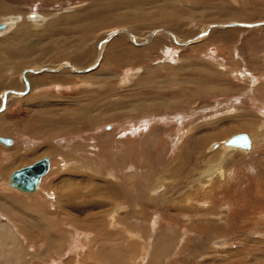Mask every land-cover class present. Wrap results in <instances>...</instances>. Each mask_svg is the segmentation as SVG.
<instances>
[{"label":"rangeland","instance_id":"1","mask_svg":"<svg viewBox=\"0 0 264 264\" xmlns=\"http://www.w3.org/2000/svg\"><path fill=\"white\" fill-rule=\"evenodd\" d=\"M2 6L0 21L21 16L0 32V136L13 139L0 143L4 252L17 264H264V0ZM114 39L135 55L109 61ZM88 47L74 64L68 53ZM42 109L84 120L45 139V119L31 136ZM239 133L251 149L224 146ZM44 156L37 192L8 186Z\"/></svg>","mask_w":264,"mask_h":264},{"label":"bare ground","instance_id":"2","mask_svg":"<svg viewBox=\"0 0 264 264\" xmlns=\"http://www.w3.org/2000/svg\"><path fill=\"white\" fill-rule=\"evenodd\" d=\"M3 7V6H2ZM2 7H0V12L3 10L4 11V7L2 8ZM32 13V12H31ZM28 14V16H29V19L34 23V21L35 20H32V19H38V17H42L41 15H38V14ZM35 13V12H34ZM11 19H7V20H2V21H0L1 23H4L5 24V28L3 29V30H0V32L1 33H3L6 29H8L9 30V27L10 26H12V24L14 23V21H16V20H18L19 18H21V16L20 15H16L15 16V18H13V17H10ZM28 19V20H29ZM20 20V19H19ZM66 21V20H65ZM6 22V23H5ZM64 22V21H63ZM12 23V24H11ZM128 23H130V22H128ZM35 24V23H34ZM120 25V24H119ZM245 25V24H244ZM243 25V26H244ZM249 25V24H248ZM251 25V24H250ZM254 26H257V25H255V24H253ZM253 25H251V26H249V27H253ZM86 30H89V28L90 27H88L87 25L84 27ZM126 28V27H125ZM21 29H22V31H21V35H23V30L25 31H28L27 30V28L24 26V25H21ZM83 29V28H82ZM123 30V29H122ZM126 30V29H125ZM85 31V30H84ZM129 31V30H128ZM128 31H125L130 37H131V33H130V31L128 32ZM118 32H120V31H118ZM121 32H123V31H121ZM166 32H168V31H166ZM166 32H163V33H166ZM42 33V32H41ZM112 33V32H111ZM111 33H109V34H107V35H105L104 37H102V39L105 41L106 40V38L107 37H109V35H112ZM124 33V32H123ZM125 33V34H126ZM160 33V32H159ZM159 33H157V34H159ZM35 34H37V35H39L38 33H35ZM135 34V33H134ZM169 34H170V32H169ZM166 35H168V34H166ZM25 36H27V35H25ZM113 36V35H112ZM116 36V35H115ZM128 36V37H129ZM150 36V34L149 33H147L146 35H145V37H141L140 39L142 40V39H144V38H146V37H149ZM153 36V35H152ZM138 37H140V36H137V38ZM132 39L131 40H133V41H135L136 39H135V37H131ZM12 39H13V37H12ZM19 39V41H20V37H16L15 39H14V41L15 40H18ZM127 39V38H126ZM102 40V41H103ZM178 40V39H177ZM110 42V41H109ZM137 41H135V43H136ZM105 43V42H104ZM103 43V44H104ZM137 44V43H136ZM251 45V44H250ZM109 46H111L112 47V50H114V52H113V55H112V57L110 58L111 60H109V61H112L113 63H115V61H118V60H121L122 58H125L126 56H133V55H135V54H133L131 51H130V49H128V48H126V46H125V43H123V40H121V39H114L113 40V42H111L110 44H109ZM152 46H160V41H155V43L152 45ZM162 46V45H161ZM252 46V45H251ZM78 52H76V54H77ZM91 54H92V49L90 48V47H88V48H84V49H80V52L77 54V56H74V54L72 55L71 53H68V55H69V57L70 58H72V61H73V63L74 64H80L81 65V63H83V60H85V59H89L90 57H91ZM99 54V53H98ZM133 54V55H132ZM67 55V54H66ZM65 55V56H66ZM135 57V56H134ZM69 58V60H71ZM109 59V58H108ZM114 60V61H113ZM34 61V60H33ZM119 62V61H118ZM125 62V61H124ZM64 65H67L66 64V62H64V63H62L60 66H57V68H61L62 66H64ZM72 66V65H71ZM11 67H9V70H11L10 69ZM44 69H46V68H44ZM51 70H55V69H51ZM62 70V69H61ZM92 70V69H91ZM29 71H33V72H37V71H42L41 69H38V70H32V69H30V70H27V71H25L24 72V74H26L27 72H29ZM89 72H90V70H88ZM78 72H83V71H78ZM84 72H87V70H85ZM109 74V73H108ZM26 76H24V78H25ZM40 79H43V78H40ZM38 83H39V81H37ZM46 82V81H45ZM49 82H51V83H53V82H56V83H58L59 81L55 78L54 80H51V81H49ZM63 83V82H62ZM41 84V83H40ZM47 84V83H46ZM34 85V84H33ZM43 85V84H42ZM199 85V84H198ZM20 86V85H19ZM36 87H38V85H35ZM47 86H48V84H47ZM181 86V85H180ZM179 85L177 86V88H179L180 87ZM15 88V87H14ZM44 88V87H43ZM50 88V87H49ZM12 89H13V87H12ZM21 89V88H20ZM45 89V88H44ZM17 91V90H16ZM9 95V94H8ZM4 97L6 96L7 97V95L4 93V95H3ZM10 96V95H9ZM171 97V96H170ZM4 102H6V101H4ZM44 104V103H43ZM45 104H47V103H45ZM7 105V104H6ZM37 105H40V104H37ZM125 107V106H124ZM142 107V105H139V106H137V108H141ZM147 107V106H146ZM6 108V107H5ZM38 108V107H37ZM47 108V107H46ZM145 108V107H144ZM83 110V109H82ZM55 111V110H54ZM54 111H52V113H54ZM84 111V110H83ZM46 112H48L49 113V111H48V109H47V111H45V109H42V110H40V114L39 115H37V116H35V118L32 120V121H29L28 123H27V125H25L24 126V130H25V132L27 131L28 133H30V135L32 136H36V135H38L39 134V132H41V128L42 127H44V126H42V124H46V121H44L45 119H47L48 118V113L46 114ZM54 114H59L58 112H55ZM47 116V117H46ZM51 116H54V115H52L51 114ZM30 119V118H29ZM48 120V119H47ZM82 120H84V115H80V116H72V117H68L66 114L65 115H59L58 116V118L56 119V120H54V121H52L51 119L50 120H48V121H50V128H49V133L48 134H46V135H44L43 137L46 139V138H48V137H51V136H55V135H57V134H59V133H65L66 134V132H69V131H75V129H76V123L77 122H80V121H82ZM159 120V119H158ZM237 125H239V123L237 124ZM236 125V126H237ZM244 127V126H243ZM242 127V128H243ZM23 128V127H22ZM42 129H44V128H42ZM40 134H42V133H40ZM44 134V133H43ZM239 134H241V133H239ZM246 135H247V137H248V140H249V146L248 147H239V146H234V145H231V144H227V141H226V143L224 144V146H226V148L227 149H230V150H232V148L233 147H236V148H242V149H244V150H249V149H251V147H252V140H251V137H250V135L249 134H247V133H245ZM39 136V135H38ZM0 137H4V138H6V139H10V143H8V144H4V145H7V146H10V145H13V139H11L10 137H5V136H0ZM42 137V138H43ZM232 137V136H231ZM230 137V138H231ZM16 141V140H15ZM63 142V140L62 139H57V140H55V143H58V144H61ZM0 143H2V142H0ZM3 144V143H2ZM226 149V150H227ZM234 149V148H233ZM227 153V152H226ZM225 153V154H226ZM48 157V156H47ZM49 158V166H48V170H47V172L43 175V176H41V178H40V180H39V183H38V185H37V187H36V190L35 191H33V192H23V191H20V190H18V189H16V188H13V187H11V186H9V183H8V186L9 187H11V188H13V189H15V190H18L19 192H23V193H25V194H32V193H35V192H37V190H38V187H39V185H40V183H41V180H42V178L43 177H45V175L48 173V171L50 170V157H48ZM213 167V166H212ZM3 172V171H2ZM4 173V172H3ZM1 174V173H0ZM10 176V175H9ZM1 179H2V177H1ZM8 182H9V178H8ZM6 185V184H5ZM2 186V185H1ZM14 195V194H13ZM1 200H2V198L0 197V207L5 211V208L6 207H8V203H2L1 202ZM4 205H6L5 207H4ZM6 212V211H5ZM7 213V212H6ZM8 219V218H7ZM26 219V218H25ZM11 221V220H10ZM11 222H14V221H11ZM251 227V226H250ZM53 228V227H52ZM30 230V229H29ZM9 231V224H4V225H1V228H0V234H2V233H6V232H8ZM31 231V230H30ZM28 234V233H27ZM34 234V233H33ZM1 244H2V241H0V258L2 259V261L5 263V264H15L16 262H17V259L15 258H13L12 257V251L11 250H6L5 252L2 250V248H1ZM41 246V245H40ZM8 248V247H7ZM4 255H7L8 256V259H6L5 257H4ZM97 255V254H96ZM138 259V258H137ZM0 264H2L1 263V261H0ZM17 264V263H16Z\"/></svg>","mask_w":264,"mask_h":264},{"label":"water","instance_id":"3","mask_svg":"<svg viewBox=\"0 0 264 264\" xmlns=\"http://www.w3.org/2000/svg\"><path fill=\"white\" fill-rule=\"evenodd\" d=\"M5 28V24L0 22V30ZM4 108L5 102H2ZM2 108L0 110H2ZM0 142L3 144L10 143V139L0 137ZM227 144L239 147H248L249 140L245 133L236 134L227 140ZM49 166V158L44 156L28 165H23L11 172L9 176V186L16 188L23 192H33L39 183L41 176H43Z\"/></svg>","mask_w":264,"mask_h":264}]
</instances>
